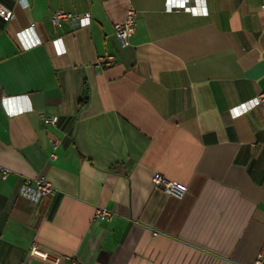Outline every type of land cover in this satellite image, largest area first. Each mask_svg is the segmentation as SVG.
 <instances>
[{
  "label": "crops",
  "instance_id": "obj_1",
  "mask_svg": "<svg viewBox=\"0 0 264 264\" xmlns=\"http://www.w3.org/2000/svg\"><path fill=\"white\" fill-rule=\"evenodd\" d=\"M0 1V264H54L33 243L58 264H250L264 249V101L250 103L264 93V0ZM57 10L90 24L53 25ZM40 174L55 193L32 205L17 191Z\"/></svg>",
  "mask_w": 264,
  "mask_h": 264
},
{
  "label": "built area",
  "instance_id": "obj_2",
  "mask_svg": "<svg viewBox=\"0 0 264 264\" xmlns=\"http://www.w3.org/2000/svg\"><path fill=\"white\" fill-rule=\"evenodd\" d=\"M21 7H28V0H14ZM196 0H180V2L170 3L169 0L165 1V9L167 11L171 10H186L191 11L193 2ZM261 10H264V3L261 4ZM0 16L5 20H9L12 18V11L7 6H5L0 1ZM63 19H76L80 26H86L90 24V15L88 12L83 14H72L69 12H65L62 10H57L52 12L50 15L51 23L57 24L60 20ZM32 29V25L30 26ZM114 35L117 39V42L120 47H125L128 43V38L133 34L135 30V10L129 7L126 11L124 20L121 22H115L113 24ZM21 37V32L18 33ZM58 44V40H54ZM32 44H25V47H29ZM59 49H61L59 47ZM99 63H103L105 65H109L114 63V58L112 56H105L99 60ZM261 101H264V93H260L250 99L251 105H255ZM246 108V106H245ZM58 121L57 116H47L43 117V122L45 124L56 125ZM53 149H55L56 144H52ZM50 158L54 159L55 154L52 152L50 154ZM8 174V170H1V177L5 178ZM151 185L177 199L183 198L185 195L187 188L184 184L179 183L177 181H172L164 177L159 173H154L151 176ZM55 193V189L51 182L42 174L36 176L32 179H24L22 180L17 194L25 199H27L32 205L36 204L42 196L53 195ZM113 216V213L107 210L104 207H96L93 212L94 219H100L103 221H109ZM29 254L33 256L40 257L44 260H48L54 264H58L60 262V258L58 256H49L47 253L40 251L35 243H33L29 248ZM264 263V249H262L256 256V258L250 264H262ZM71 264H80L79 262L72 261Z\"/></svg>",
  "mask_w": 264,
  "mask_h": 264
},
{
  "label": "snow or ice",
  "instance_id": "obj_3",
  "mask_svg": "<svg viewBox=\"0 0 264 264\" xmlns=\"http://www.w3.org/2000/svg\"><path fill=\"white\" fill-rule=\"evenodd\" d=\"M170 3H173V2H180V0H169Z\"/></svg>",
  "mask_w": 264,
  "mask_h": 264
}]
</instances>
